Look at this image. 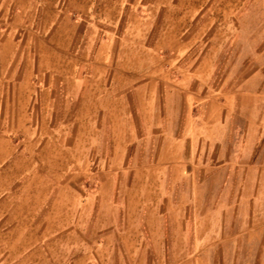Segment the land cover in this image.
Listing matches in <instances>:
<instances>
[{"label": "rangeland", "instance_id": "1", "mask_svg": "<svg viewBox=\"0 0 264 264\" xmlns=\"http://www.w3.org/2000/svg\"><path fill=\"white\" fill-rule=\"evenodd\" d=\"M201 2L198 0V4ZM218 3H228L229 24L225 27L163 28L155 26L156 18L149 19L150 26L142 27L151 32L149 53L140 49L145 42H135L132 51H117L108 65L118 73L113 75L117 78L124 66L144 72L162 67L167 82L183 84V88L196 92L198 99L214 93L230 100L232 123L227 154L213 150L205 138L192 140L194 149L189 138L134 140V147H127L128 154H112L111 150L130 140L77 138L79 130L93 135L96 127L107 128L104 106L23 107L22 131L17 130L13 119L2 124L5 133H16L14 141L23 153L29 154L33 147L73 148L69 170L58 171L70 176L69 187L59 188L64 190L63 199L56 202L52 218L43 219L39 225H64L69 243L56 244L61 236L55 234L53 249L39 252L40 259L51 260L52 264H255L264 256L260 248L248 249L253 246L247 245L253 235L238 233L241 223L245 231L252 228L249 216L254 208L251 200L243 202L242 187L233 181L238 173L240 179L252 174L242 170L237 173V168L254 162L252 123L264 111V0H214L215 5ZM7 4L9 14L18 7L15 0ZM110 13L102 11L106 19ZM145 13L142 9L134 12L140 20ZM158 28L175 30L176 34H167L158 42ZM209 49V54L216 57L213 73L197 79L187 75L195 65V61L191 63L193 57ZM42 60L46 63V59ZM57 63L61 66L60 60ZM17 65L34 68L36 60L22 59ZM173 108L179 110L177 104ZM195 109L188 106L186 111L195 114ZM13 110L0 107V116H14L17 113ZM79 110L86 114L78 116ZM239 118L247 130L240 131L246 138L238 141ZM185 130L180 133L186 134L188 129ZM164 142L170 150L176 146L177 153L161 154ZM28 154L23 158L31 157ZM78 163L83 170L77 171ZM222 163L226 164L224 170ZM227 179L231 180L228 185ZM253 190L246 188L247 194L252 195ZM49 205L32 201L23 204V210L27 207L35 212L37 208L40 212ZM10 253L5 252L6 257Z\"/></svg>", "mask_w": 264, "mask_h": 264}, {"label": "crops", "instance_id": "2", "mask_svg": "<svg viewBox=\"0 0 264 264\" xmlns=\"http://www.w3.org/2000/svg\"><path fill=\"white\" fill-rule=\"evenodd\" d=\"M7 1L0 0V107L14 108L17 114H10L7 119L0 116V264H52L51 260L40 259L39 252L53 249L55 234L61 236L57 237L56 244L69 243V232L64 225L59 228L48 226V223L39 225L52 215L56 202L63 199L64 190L59 188L67 190L69 187L70 176L58 171L69 170L73 148L33 147L29 154L23 153L22 147L14 141L16 133L11 135L1 129L4 122L13 119L17 130L22 131L23 107L104 106L107 128L96 127L93 135L82 129L76 137L130 140L113 147L112 154H128L127 147L133 148L134 140L151 138H189L192 149V140L205 138L213 150L228 153L232 123L230 100L214 93L198 99L197 93L183 88V84L167 82V73L162 67L144 72L127 70L124 66L121 77L117 78L113 75L118 73L108 65L117 51H132L135 42H145L140 49L149 53L151 32L142 29L150 26L149 19L156 18L155 26L163 28L225 27L229 24L228 3L215 5L214 0H202L200 4L198 0H189V3L182 0H15L18 7L9 14ZM137 9L146 12L141 20L135 17ZM103 10L111 12L108 19L103 17ZM149 11L160 13L151 15ZM167 34L175 35L176 31L159 30L157 41H163ZM209 52L212 50L193 57L191 63L195 61V65L187 75L197 79L213 73L216 57ZM29 58L36 60L34 68L17 65L18 61ZM42 59H46V63ZM58 60L61 66L57 65ZM176 104L177 111L173 108ZM188 106L197 108L196 113L189 114ZM82 113L86 114L85 110H79L78 116ZM196 114L200 116L194 120ZM244 125L239 118L238 141L246 138L240 134L246 129ZM185 129H188L186 134L180 133ZM252 131L254 162L246 167L243 165V169L237 168V173L242 170L252 174H244L240 179L238 173L233 180L242 187L243 202L251 200L253 203L254 210L249 216L252 230L245 231L241 223L238 233L253 235L247 242L253 246L248 249L264 251V111L261 110L259 118L253 121ZM161 146L164 148L161 154L177 153L176 146L174 150H170L166 142ZM241 146L245 147L243 142ZM23 154L31 157L23 158ZM77 165L75 169L79 171L81 167ZM220 166L226 169L225 163ZM230 181L227 179L225 184ZM248 187L254 188L252 195L247 194ZM32 201L50 205L40 212L37 208L35 212L27 207L23 210V204ZM7 251L11 253L6 257ZM255 264H264V256Z\"/></svg>", "mask_w": 264, "mask_h": 264}]
</instances>
